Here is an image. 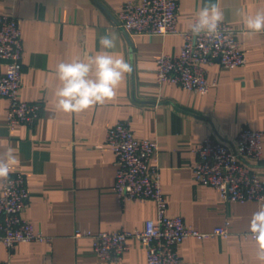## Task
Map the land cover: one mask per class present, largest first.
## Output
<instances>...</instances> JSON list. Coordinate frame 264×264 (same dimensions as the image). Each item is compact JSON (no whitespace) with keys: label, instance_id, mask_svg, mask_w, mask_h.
Listing matches in <instances>:
<instances>
[{"label":"crops","instance_id":"crops-1","mask_svg":"<svg viewBox=\"0 0 264 264\" xmlns=\"http://www.w3.org/2000/svg\"><path fill=\"white\" fill-rule=\"evenodd\" d=\"M127 0H0V14L20 19L24 44L21 98L43 105L34 127H8V100L0 97V152L9 146L30 191L25 216L50 241L18 243L10 252L0 244V262L12 264H147L145 247L136 239L120 261H103L90 238L74 237L77 229L94 232L143 229L156 219L152 199L121 202L114 191L117 158L107 142L118 121L132 120L137 138L159 142L151 165L158 167L169 213L182 215L202 232L228 223L231 234L205 239L188 237L179 248L180 264H258L257 245L248 231L258 200L225 201L220 192L196 181L194 148L208 136L234 146L245 128L264 131V33L252 38L242 33L243 16L264 10V0H219L224 21L234 25L246 52L245 66L209 67V81H217L201 94L178 85L156 81L157 57L180 51L181 35H132L116 26V15ZM179 27L188 29L204 0H177ZM118 37L115 54L132 65L117 95L102 106L66 113L56 106L59 86L56 65L92 55L101 36ZM0 66V71L4 70ZM264 146V135H263ZM264 180V158L258 166ZM0 180V193L2 189Z\"/></svg>","mask_w":264,"mask_h":264},{"label":"built area","instance_id":"built-area-1","mask_svg":"<svg viewBox=\"0 0 264 264\" xmlns=\"http://www.w3.org/2000/svg\"><path fill=\"white\" fill-rule=\"evenodd\" d=\"M180 6L177 0H127L116 15L115 26L132 35H169L183 37L180 51L157 57L156 81L178 85L189 91L206 94L217 81H209V67L216 63L233 69L245 66L246 52L239 39V30L223 21L220 37L210 40L203 35L194 38L190 28L179 27ZM24 44L20 19L0 14V97L8 100L7 122L10 129L19 124L34 127L42 114L40 102L21 98ZM264 131L245 127L234 146L208 136L193 150L197 162L193 166L196 181L216 188L223 200L245 202L264 198V180L258 166L264 158ZM107 142L118 164L114 191L121 202L152 199L157 205L156 219L146 221L143 229L94 232L77 229L74 237L90 238L93 249L103 261H120L136 239L146 250L147 264H180L179 248L188 237L205 239L231 234L228 223L202 232L189 225L182 215L169 213V201L163 191L160 171L151 165L160 149L159 142L137 138L132 120L118 121L109 129ZM30 191L23 173L13 172L2 182L0 193V244L10 254L16 245L30 241H50L52 237L35 229L25 216ZM252 238L248 231L241 233ZM0 264H12L11 259Z\"/></svg>","mask_w":264,"mask_h":264},{"label":"clouds","instance_id":"clouds-1","mask_svg":"<svg viewBox=\"0 0 264 264\" xmlns=\"http://www.w3.org/2000/svg\"><path fill=\"white\" fill-rule=\"evenodd\" d=\"M243 35L249 38L264 33V10L254 15L243 16ZM224 21L219 0H204L190 25L192 37H207L215 40L220 37V26ZM100 51L95 55L84 51L81 56L68 61H60L56 65V78L59 86L54 91L56 106L66 113L82 111L102 106L117 95L121 82L132 72V65L122 56L115 54L118 37L113 32L101 36ZM18 157L12 147L0 152V180L8 181ZM248 233L254 239L258 264H264V198L257 202V210L253 212Z\"/></svg>","mask_w":264,"mask_h":264}]
</instances>
